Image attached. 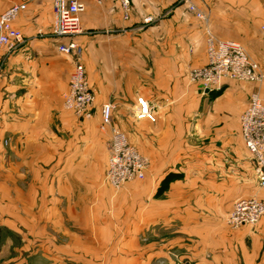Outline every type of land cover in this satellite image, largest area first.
Returning <instances> with one entry per match:
<instances>
[{
    "label": "crops",
    "instance_id": "obj_1",
    "mask_svg": "<svg viewBox=\"0 0 264 264\" xmlns=\"http://www.w3.org/2000/svg\"><path fill=\"white\" fill-rule=\"evenodd\" d=\"M52 1L0 0V14L26 6L14 22L23 44L0 52V232L22 239L0 244V264H238L240 250L264 264V215L254 228L223 222L238 199L264 202L239 122L252 92L264 101V80L190 79L206 64L207 30L264 71V0H136L127 22L117 0H83L74 42L94 95L87 117L63 107L75 62L50 34ZM139 99L154 122L138 118ZM105 103L149 162L116 191L104 181Z\"/></svg>",
    "mask_w": 264,
    "mask_h": 264
},
{
    "label": "built area",
    "instance_id": "obj_2",
    "mask_svg": "<svg viewBox=\"0 0 264 264\" xmlns=\"http://www.w3.org/2000/svg\"><path fill=\"white\" fill-rule=\"evenodd\" d=\"M98 2L99 0H90ZM123 21L131 15V0H118ZM24 4H12L0 14V52L11 53L23 44L21 32L15 28L14 22L25 10ZM84 10L83 0H53L52 25L50 34L60 42L57 50L64 55L77 52L74 38L81 34L80 14ZM187 10L195 18L207 21L197 8L188 4ZM264 29V28H263ZM206 64L192 70L190 79L202 82L204 87H220L225 80L257 85L264 80V71L251 59L244 48L235 41L219 40L207 30L205 33ZM94 103V95L89 89L86 74L80 59L75 60L73 71L68 82V90L64 95L63 107L77 116L89 115ZM138 118H147L154 122L148 107L138 100ZM111 103L100 108V128L110 130L107 166L104 174L105 182L114 189L133 181H142L149 162L127 141L126 136L112 127ZM240 135L242 142L250 154L258 187L264 190V101L257 92L250 94L247 106L240 115ZM264 215V202L256 197L236 200L225 217V224L231 230L254 228Z\"/></svg>",
    "mask_w": 264,
    "mask_h": 264
},
{
    "label": "rangeland",
    "instance_id": "obj_3",
    "mask_svg": "<svg viewBox=\"0 0 264 264\" xmlns=\"http://www.w3.org/2000/svg\"><path fill=\"white\" fill-rule=\"evenodd\" d=\"M118 1V0H117ZM133 1H136V0H131V2L133 3ZM180 1H182V0H179V2ZM132 8H134V6L132 7V5H131V14L133 15V13H132ZM130 17H131V15H130ZM130 19V18H129ZM129 21V20H128ZM125 22H127V21H125ZM81 34H82V32H81ZM77 45V44H76ZM70 56H72V55H70ZM72 57H74V62H75V60L76 59H78L79 57H78V51L75 53V54H73V56ZM75 64V63H74ZM113 127V126H112ZM101 129V128H100ZM4 144H5V142H4ZM252 159V158H251ZM252 161V163H253V160H251ZM106 164H107V162H106ZM106 168V167H105ZM256 176V175H255ZM257 180V179H256ZM105 181V180H104ZM106 183V182H105ZM114 191H116V190H118V189H114V188H112ZM228 214V213H227ZM226 214V215H227ZM226 217V216H225ZM225 217H224V220H223V222H224V224H225ZM225 226H226V224H225ZM227 227V226H226ZM228 228V227H227ZM231 230V229H230ZM161 236L163 237V239L164 240H166L167 239V236H166V234L165 233H162L161 232ZM228 236H230V235H228ZM9 238H13L12 240H14L15 241V243L16 244H19V245H22V239H21V236L20 235H15L14 237H13V235L12 234H8L7 232H5V231H3V232H0V244L3 242L4 243V241H6V240H8ZM239 239L240 240H242L243 242H244V244H245V246L247 245L246 244V241L248 240V237H245V236H241V234L239 235ZM245 251V250H244ZM245 254H244V256H242V254H241V250H240V257H239V262H238V264H246V260H245ZM174 261L172 262V264H189L186 260H184V259H182V257H178L177 256V258H174L173 259ZM16 264V263H15ZM18 264V263H17Z\"/></svg>",
    "mask_w": 264,
    "mask_h": 264
},
{
    "label": "trees",
    "instance_id": "obj_4",
    "mask_svg": "<svg viewBox=\"0 0 264 264\" xmlns=\"http://www.w3.org/2000/svg\"><path fill=\"white\" fill-rule=\"evenodd\" d=\"M175 176L174 175H169L165 178V180L163 181L162 185L160 186L159 190H158V194L161 193L162 191H164L167 187V184L174 179Z\"/></svg>",
    "mask_w": 264,
    "mask_h": 264
}]
</instances>
